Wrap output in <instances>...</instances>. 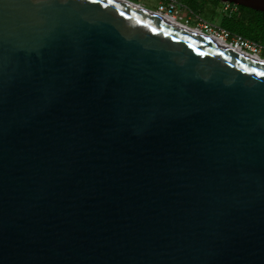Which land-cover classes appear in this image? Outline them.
<instances>
[{
  "label": "water",
  "instance_id": "obj_1",
  "mask_svg": "<svg viewBox=\"0 0 264 264\" xmlns=\"http://www.w3.org/2000/svg\"><path fill=\"white\" fill-rule=\"evenodd\" d=\"M184 27L0 0V264H264V65Z\"/></svg>",
  "mask_w": 264,
  "mask_h": 264
},
{
  "label": "built area",
  "instance_id": "obj_2",
  "mask_svg": "<svg viewBox=\"0 0 264 264\" xmlns=\"http://www.w3.org/2000/svg\"><path fill=\"white\" fill-rule=\"evenodd\" d=\"M224 6V11L231 12L234 8V5L231 4H224ZM147 10L166 20L172 19L182 26L190 27L198 30L199 32L212 36L229 45L232 50L238 53H245L264 61V47L258 43L246 40L239 35L231 34L228 31L222 29L221 27H214L207 21L202 20L199 17L197 24L194 27H191L189 25L190 17L184 19L182 16L183 10H187L190 14H193L192 10L188 7L186 3V0H159L158 6L155 10Z\"/></svg>",
  "mask_w": 264,
  "mask_h": 264
},
{
  "label": "trees",
  "instance_id": "obj_3",
  "mask_svg": "<svg viewBox=\"0 0 264 264\" xmlns=\"http://www.w3.org/2000/svg\"><path fill=\"white\" fill-rule=\"evenodd\" d=\"M207 0H186L192 9H200ZM216 5L218 0H212ZM231 11L222 17L220 27L231 34L258 43L264 47V13L256 12L241 6H234Z\"/></svg>",
  "mask_w": 264,
  "mask_h": 264
},
{
  "label": "rangeland",
  "instance_id": "obj_4",
  "mask_svg": "<svg viewBox=\"0 0 264 264\" xmlns=\"http://www.w3.org/2000/svg\"><path fill=\"white\" fill-rule=\"evenodd\" d=\"M128 1H131L136 4L140 3L144 5L146 9H150V10H155L159 2V0H128ZM188 7L192 10L193 14H190L187 10H183L182 16L184 19L190 17L189 25L191 27H194L197 24L198 17L202 20L207 21L209 24H211L214 27H220L222 17L230 13V11L223 10L225 7L224 4L217 3L215 5L212 0H207L205 4L201 5L200 9L198 8L192 9L190 6ZM233 9L232 11H235Z\"/></svg>",
  "mask_w": 264,
  "mask_h": 264
},
{
  "label": "bare ground",
  "instance_id": "obj_5",
  "mask_svg": "<svg viewBox=\"0 0 264 264\" xmlns=\"http://www.w3.org/2000/svg\"><path fill=\"white\" fill-rule=\"evenodd\" d=\"M142 7V6H141ZM168 20V22H170V23H172V24H174V25H178V26H180V27H184V26H181L179 23H176L174 20H172V19H167ZM186 30H189L190 32H192V33H194V34H196V35H198V36H200V37H202V38H205V39H207V40H209V41H212V42H214V43H216L217 45H219V46H221V47H225V48H229V49H231L230 47H229V45H227V44H225L224 42H222V41H220V40H218V39H216V38H214V37H212V36H209V35H207V34H204V33H202V32H199L198 30H196V29H193V28H190V27H184ZM232 50V49H231ZM234 51V50H233ZM236 52V51H235ZM239 54H242V55H244L245 57H247V58H249V59H251V60H254V61H256V62H258V63H260V64H263L264 65V61H262V60H259V59H257L256 57H254V56H250V55H248V54H245V53H239Z\"/></svg>",
  "mask_w": 264,
  "mask_h": 264
},
{
  "label": "crops",
  "instance_id": "obj_6",
  "mask_svg": "<svg viewBox=\"0 0 264 264\" xmlns=\"http://www.w3.org/2000/svg\"><path fill=\"white\" fill-rule=\"evenodd\" d=\"M131 2V1H130ZM137 4H139V5H141V6H143L144 7V5H142V4H140V3H137Z\"/></svg>",
  "mask_w": 264,
  "mask_h": 264
}]
</instances>
